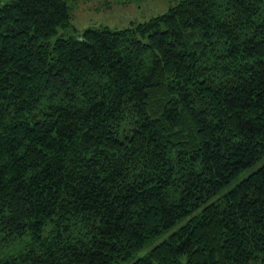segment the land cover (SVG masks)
<instances>
[{"label": "trees", "instance_id": "16d2710c", "mask_svg": "<svg viewBox=\"0 0 264 264\" xmlns=\"http://www.w3.org/2000/svg\"><path fill=\"white\" fill-rule=\"evenodd\" d=\"M132 257L264 264V0L80 33L0 2V264Z\"/></svg>", "mask_w": 264, "mask_h": 264}, {"label": "rangeland", "instance_id": "374dc122", "mask_svg": "<svg viewBox=\"0 0 264 264\" xmlns=\"http://www.w3.org/2000/svg\"><path fill=\"white\" fill-rule=\"evenodd\" d=\"M6 0H0L4 2ZM180 0H68V10L71 16L72 25L82 32L89 26H108L109 28H124L133 23L143 22L155 15L162 14L168 8ZM68 36L65 28L59 27L58 32L51 37L54 42L58 36ZM253 168L243 172L237 179L243 178ZM237 180L235 182H237ZM232 186V185H230ZM177 228V227H176ZM175 229V228H174ZM159 236L155 241L145 247L139 254H144L153 245L163 240L171 231ZM132 259H126L118 264H131Z\"/></svg>", "mask_w": 264, "mask_h": 264}]
</instances>
